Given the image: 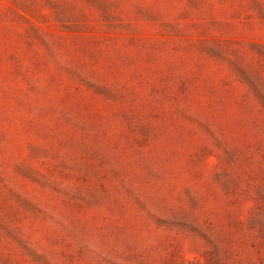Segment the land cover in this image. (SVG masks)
<instances>
[{"label":"rangeland","instance_id":"obj_1","mask_svg":"<svg viewBox=\"0 0 264 264\" xmlns=\"http://www.w3.org/2000/svg\"><path fill=\"white\" fill-rule=\"evenodd\" d=\"M0 264H264V0H0Z\"/></svg>","mask_w":264,"mask_h":264}]
</instances>
